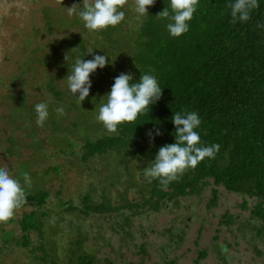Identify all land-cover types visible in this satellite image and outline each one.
Masks as SVG:
<instances>
[{
    "label": "rangeland",
    "instance_id": "1",
    "mask_svg": "<svg viewBox=\"0 0 264 264\" xmlns=\"http://www.w3.org/2000/svg\"><path fill=\"white\" fill-rule=\"evenodd\" d=\"M81 2L0 0V166H7L22 183V174L28 172V190L50 191L46 205L36 211L56 218L54 224L49 223V217L40 218V231L29 233L30 247L15 242L22 240L17 218L24 211L36 209L33 205L25 204L17 210L14 222L0 223V264H51V260L56 264H79L77 257L81 256L89 257L93 264H164L169 259H175V264H264V237L262 241L254 237V226H260V221L250 212L255 198L216 186L212 179L199 194L165 200L158 209L120 208L88 215L80 211L85 195L94 202L107 195L118 204L120 194L125 193L128 199L141 201V191L150 183L143 173L152 164L148 156L129 148L82 158L86 141L114 134L96 117L118 75V66L124 65L125 72L129 70L125 44L120 50L115 45L109 47L113 43L107 36L86 29L77 15H68L66 8ZM125 7L128 14L115 32L138 25L140 16L134 0H128ZM76 36L91 40L87 47L93 49L92 55L107 53L111 60L90 74L89 96L81 103L69 89L70 95L65 92L67 75L71 74L65 65L78 59L74 46L73 53L65 48H71ZM32 50V57L40 58L35 67L24 64ZM53 52L55 56H50ZM52 79L57 88L64 89L61 100L53 95L58 91ZM17 94L25 95L26 105L48 102L49 116L42 127L36 124L37 115L24 118L12 114V99L8 96ZM59 107H63V115L56 111ZM213 188L217 189V204L208 206ZM244 199L249 208L241 206ZM226 212L231 215L230 223H223ZM10 229L15 238L8 243ZM253 246L262 251L260 257L254 256ZM200 249H205L207 255L196 263Z\"/></svg>",
    "mask_w": 264,
    "mask_h": 264
},
{
    "label": "trees",
    "instance_id": "2",
    "mask_svg": "<svg viewBox=\"0 0 264 264\" xmlns=\"http://www.w3.org/2000/svg\"><path fill=\"white\" fill-rule=\"evenodd\" d=\"M229 2L233 0H199L197 11L189 22V31L180 37L169 34L166 27L169 21L156 17L164 7L170 9V0H156L153 6L148 7V15L140 17L136 27H127L120 32L114 31L116 26L98 31L108 37L109 43H113L109 47L115 45L120 50L123 44L126 45V70L129 72L123 71L125 66L120 65L118 75L131 73L133 82H138L140 75L153 74L162 87V96L150 106L148 114L140 115L135 122L119 125L114 134L86 141L82 146L83 160L109 150L120 152L127 148L154 160L161 146L175 142V127L171 118L178 111L197 112L201 125L196 131L202 143H218L221 147L214 159L205 158L196 168L188 169L177 181L170 183L167 190H162L159 181L153 179L148 188L141 191V201L128 199L125 193L120 194L121 202L118 204H113L107 195H103L99 202L85 195L82 198V213L111 212L120 208L135 210L144 206L158 209L165 200L199 194L202 186L212 179L216 186L222 185L228 191L255 198L250 212L261 220L257 232L264 235V28L257 26L264 24V0H258L259 7L243 23L231 22L227 7ZM122 10L128 14L126 7ZM72 41L71 48L65 49L73 53L74 46L78 59L84 56L83 59L87 60L88 55L85 54L90 48L87 42L91 40L76 36ZM33 53L34 50L27 53L24 64L35 67L40 58H33ZM55 54L53 52L50 56ZM117 54L120 55V52ZM74 63L72 61L65 65L68 71H72ZM20 74H17L18 78H21ZM62 78H65L64 74ZM50 81L55 86L54 79ZM55 90L58 92L51 93L61 100L64 89L56 87ZM65 92L69 94L68 88H65ZM8 97L12 99L9 102L12 114L24 118L26 115L36 116L35 105L42 102L39 100L26 105L23 94ZM157 129L161 135H155ZM150 130L154 135L151 141L147 135ZM25 190L28 193L26 204L36 209L24 211L17 218L22 240L17 239L15 243L30 247L29 233L40 231L43 223L40 218H52L47 213L38 214L36 211L46 205L50 191L40 189L32 192L27 187ZM217 199V189L213 188L208 206H215ZM241 206L249 208L248 200L244 199ZM224 218L223 223L231 222L228 212ZM14 221L12 218L9 223ZM125 223H128L127 217ZM8 231L9 243L15 237L11 229ZM40 249L45 254L43 246ZM32 251L36 249L33 247ZM206 255V250L200 249L196 263ZM77 262L93 264L89 257L84 256L77 257ZM50 263L56 264L55 260ZM164 264H175V259L166 260Z\"/></svg>",
    "mask_w": 264,
    "mask_h": 264
},
{
    "label": "clouds",
    "instance_id": "3",
    "mask_svg": "<svg viewBox=\"0 0 264 264\" xmlns=\"http://www.w3.org/2000/svg\"><path fill=\"white\" fill-rule=\"evenodd\" d=\"M155 2L156 0H134L136 13L140 17L148 15V7L153 6ZM60 3L62 4V0ZM127 4L128 0H82L80 4L73 3L66 9L69 16L77 15L86 29L98 32L119 25L125 19L122 9ZM198 6L199 0H170V9L164 7L156 17L169 21L166 25L169 34L172 37H180L189 31V22ZM227 7L230 9L231 22L243 23L250 19L252 11L259 7V3L258 0H233ZM257 26L264 28V24ZM92 54L93 49L89 48L85 55ZM109 63L111 60L106 54L92 55L90 60L75 61L71 74L67 75V86L80 103L89 96L92 86L90 74L98 68L103 69ZM105 96L106 102L99 107L96 119L110 133H116L119 125L135 122L140 115L148 114L150 106L161 99L162 87L153 74L140 75L138 82H133L131 73H120ZM48 107V102L35 105L37 126L42 127L48 119ZM56 111L63 115L64 109L59 107ZM171 119L175 127V142L161 146L151 166L143 173L149 182L158 180L162 190H167L170 183L177 181L188 169L196 168L205 158L214 159L221 147L218 143H202L200 134L196 131L201 125L197 112L178 111ZM161 134L158 129L155 131V135ZM147 135L150 141L154 139L153 131L150 130ZM22 177L23 183L7 166H0V223L14 218L17 210L27 203L28 193L25 186H30L31 176L24 172ZM55 219L50 218L49 223L54 224ZM222 251L227 249L222 248Z\"/></svg>",
    "mask_w": 264,
    "mask_h": 264
},
{
    "label": "flooded vegetation",
    "instance_id": "4",
    "mask_svg": "<svg viewBox=\"0 0 264 264\" xmlns=\"http://www.w3.org/2000/svg\"><path fill=\"white\" fill-rule=\"evenodd\" d=\"M10 141V140H9ZM253 219H256V220H259L260 221V226H261V220L260 219H258V218H256V217H253ZM251 222V219H249L248 218V223H250ZM260 226H258V227H260ZM258 227H256V226H254V229L256 230V233H255V236L254 237H256L257 239H259V240H261L262 241V236L264 237V235H262V233H258L257 232V228ZM253 249H254V256H256V257H260L261 255H262V251L260 250V249H258L256 246H253ZM255 257V258H256ZM257 264H260V263H257Z\"/></svg>",
    "mask_w": 264,
    "mask_h": 264
}]
</instances>
